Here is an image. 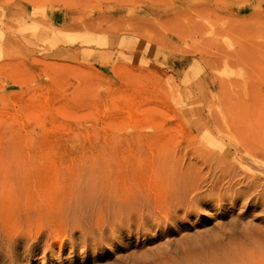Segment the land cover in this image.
Segmentation results:
<instances>
[{"label": "rangeland", "instance_id": "rangeland-1", "mask_svg": "<svg viewBox=\"0 0 264 264\" xmlns=\"http://www.w3.org/2000/svg\"><path fill=\"white\" fill-rule=\"evenodd\" d=\"M251 115L264 0H0V264H254L207 153Z\"/></svg>", "mask_w": 264, "mask_h": 264}, {"label": "bare ground", "instance_id": "bare-ground-1", "mask_svg": "<svg viewBox=\"0 0 264 264\" xmlns=\"http://www.w3.org/2000/svg\"><path fill=\"white\" fill-rule=\"evenodd\" d=\"M216 121L217 120L214 119L211 120L210 122L214 124V126H216L215 130L221 133L220 137L223 138L226 137L227 140H229V143L231 144V147L234 150L233 152L228 154L227 151L229 150L230 147L229 146L224 147L219 145V143L222 142V138L219 139L218 136L216 137L217 140L214 141V145L218 147L219 152H213L209 150L210 152L207 153L209 156L215 155L214 157L210 156L211 161L214 162L217 165V167H219L220 174L214 178L215 180H213V177L211 175L210 177L209 176L208 177L209 179H211L212 177L213 183L214 185H216V189H219V187L217 186L219 185V183L222 184V181L226 180L225 178H228V181L226 182L225 185L226 187L224 186L222 187L223 189H225L224 191H226V193H229V196L233 199V201H237L239 198L243 197V200L247 202L248 201L247 196L249 194L251 195L252 192H255L256 194L264 193V147L261 145V142L264 140V135H263L264 132L261 131L262 120L259 118H255L252 115L250 117H244V118L231 117L228 120L219 121L223 124V127L218 122L216 123ZM225 124L226 126L224 129ZM226 128H228V130H226ZM240 134H244V135L240 136ZM236 161L238 162L239 166L235 164ZM239 167L241 172L239 171ZM254 167L259 168L260 171H254L253 170ZM214 171L215 169L213 170V172ZM217 173H219V171ZM201 176L199 175V178ZM206 181L209 182L210 180L209 181L206 180ZM235 185H239V186L234 188ZM211 189H213V187L209 188V190ZM187 190H189V188ZM196 190H200V189L199 188L196 189V187L194 186V191L193 190L191 191L195 193ZM191 191L189 190V194L190 193L192 194ZM211 191H214V189ZM215 191L217 192V190ZM223 193L218 195L219 198L229 197L228 195L224 196L225 193L224 195ZM219 198L217 197V200H219ZM222 198L220 200H222ZM255 199L253 200L255 201ZM259 201L261 202L262 200ZM255 203L256 202H254V205ZM263 246L260 247L262 248ZM251 252H252L251 254L252 256L249 259L251 260V262H253L254 264H264V251L260 250V251H256V253H253V251Z\"/></svg>", "mask_w": 264, "mask_h": 264}]
</instances>
